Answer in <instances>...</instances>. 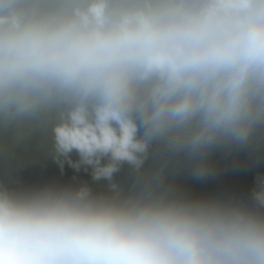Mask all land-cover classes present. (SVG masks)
<instances>
[{"label":"clouds","instance_id":"1","mask_svg":"<svg viewBox=\"0 0 264 264\" xmlns=\"http://www.w3.org/2000/svg\"><path fill=\"white\" fill-rule=\"evenodd\" d=\"M0 135L91 178L0 180V264H264V172L168 182L264 163V0H0Z\"/></svg>","mask_w":264,"mask_h":264},{"label":"water","instance_id":"2","mask_svg":"<svg viewBox=\"0 0 264 264\" xmlns=\"http://www.w3.org/2000/svg\"><path fill=\"white\" fill-rule=\"evenodd\" d=\"M50 144L44 143L39 137L31 144L20 149L14 147L10 137L0 135V180L25 185H40L48 182L68 183L88 181L89 175L81 172L73 173L66 167L65 173L61 174L58 166L52 161L49 155ZM76 157L73 156V159ZM162 157L150 158L145 165L146 169H154ZM217 170L214 175L196 180L187 172L177 175H168V182L176 190L199 197H229L246 195L253 182V176L257 172H264V163L257 167H244L243 156L239 158L215 157ZM130 170L125 167L117 176L116 181L128 187L131 184ZM73 176L76 181H73ZM93 187L103 191L104 182L93 184Z\"/></svg>","mask_w":264,"mask_h":264}]
</instances>
